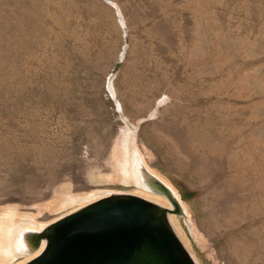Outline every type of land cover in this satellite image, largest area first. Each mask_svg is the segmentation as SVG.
Instances as JSON below:
<instances>
[{"label":"rangeland","instance_id":"rangeland-1","mask_svg":"<svg viewBox=\"0 0 264 264\" xmlns=\"http://www.w3.org/2000/svg\"><path fill=\"white\" fill-rule=\"evenodd\" d=\"M140 168L195 264H264V0H0V231L171 209Z\"/></svg>","mask_w":264,"mask_h":264},{"label":"water","instance_id":"water-1","mask_svg":"<svg viewBox=\"0 0 264 264\" xmlns=\"http://www.w3.org/2000/svg\"><path fill=\"white\" fill-rule=\"evenodd\" d=\"M136 172L171 209L134 194L102 197L28 234L26 252L44 247L24 264H195L168 220L180 212L176 196L144 168Z\"/></svg>","mask_w":264,"mask_h":264},{"label":"bare ground","instance_id":"bare-ground-1","mask_svg":"<svg viewBox=\"0 0 264 264\" xmlns=\"http://www.w3.org/2000/svg\"><path fill=\"white\" fill-rule=\"evenodd\" d=\"M121 171H122L121 173L122 180L124 182H128L129 179L132 178L131 174L128 171V163L122 164ZM134 176L137 177L139 186H141L143 189L148 191V189L146 188L147 183L143 181L140 174L136 172ZM139 195L159 205H163V206L167 205L166 201L162 197H158L155 195L150 196L149 194L146 193ZM169 221L170 223H173L172 218H170ZM8 222L9 221H7L5 228H3L0 231V255L2 256L0 260V264H10L12 259L14 258V253L26 252L27 250L26 236L28 235L27 233H30V231L32 230L31 227L29 229H24L23 227H19L15 222H11V224H8Z\"/></svg>","mask_w":264,"mask_h":264}]
</instances>
